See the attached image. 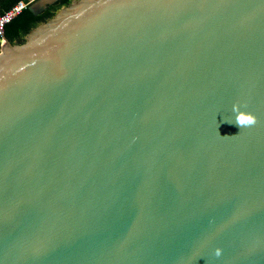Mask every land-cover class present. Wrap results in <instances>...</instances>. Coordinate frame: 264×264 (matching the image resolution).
Listing matches in <instances>:
<instances>
[{"label": "water", "instance_id": "95a60500", "mask_svg": "<svg viewBox=\"0 0 264 264\" xmlns=\"http://www.w3.org/2000/svg\"><path fill=\"white\" fill-rule=\"evenodd\" d=\"M0 264H264V0H70L3 36Z\"/></svg>", "mask_w": 264, "mask_h": 264}, {"label": "trees", "instance_id": "16d2710c", "mask_svg": "<svg viewBox=\"0 0 264 264\" xmlns=\"http://www.w3.org/2000/svg\"><path fill=\"white\" fill-rule=\"evenodd\" d=\"M16 1L19 0H0V13L8 9ZM22 1L27 2L29 0ZM69 1L70 0H57L55 3L49 5L48 7H46V9H44L37 15H33L26 8L4 27V37L12 44L21 43L23 40V36L30 29L50 18L55 10H58L61 6L68 4Z\"/></svg>", "mask_w": 264, "mask_h": 264}, {"label": "built area", "instance_id": "2783aa9c", "mask_svg": "<svg viewBox=\"0 0 264 264\" xmlns=\"http://www.w3.org/2000/svg\"><path fill=\"white\" fill-rule=\"evenodd\" d=\"M34 1L35 0H29L27 2L22 0L16 1L8 9L0 13V48L3 44L4 27Z\"/></svg>", "mask_w": 264, "mask_h": 264}, {"label": "clouds", "instance_id": "9594fccd", "mask_svg": "<svg viewBox=\"0 0 264 264\" xmlns=\"http://www.w3.org/2000/svg\"><path fill=\"white\" fill-rule=\"evenodd\" d=\"M233 111L237 113L235 117V126L241 128V127H247L252 126L255 124V118L251 114H245L244 112H241L239 110V107L234 105ZM219 254V251H217V255Z\"/></svg>", "mask_w": 264, "mask_h": 264}]
</instances>
